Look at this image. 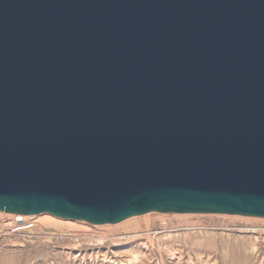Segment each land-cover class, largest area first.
Listing matches in <instances>:
<instances>
[{"label":"water","instance_id":"1","mask_svg":"<svg viewBox=\"0 0 264 264\" xmlns=\"http://www.w3.org/2000/svg\"><path fill=\"white\" fill-rule=\"evenodd\" d=\"M0 212L264 219V0H0Z\"/></svg>","mask_w":264,"mask_h":264},{"label":"rangeland","instance_id":"2","mask_svg":"<svg viewBox=\"0 0 264 264\" xmlns=\"http://www.w3.org/2000/svg\"><path fill=\"white\" fill-rule=\"evenodd\" d=\"M23 218L0 212V264H264L260 218L151 213L101 226Z\"/></svg>","mask_w":264,"mask_h":264},{"label":"bare ground","instance_id":"3","mask_svg":"<svg viewBox=\"0 0 264 264\" xmlns=\"http://www.w3.org/2000/svg\"><path fill=\"white\" fill-rule=\"evenodd\" d=\"M17 218H18V221H19V222H21V221L24 220V218L21 217V216H17ZM138 227H139V229H142L141 226H138ZM133 228H134V227H133ZM134 229H135V228H134ZM137 229H138V228H137ZM139 229H138V230H139ZM146 229H147L146 232H141V233H142L141 235H144L145 233H146V235H148V234L151 233L150 231H152V230H151L150 225H147V226H146ZM135 230H136V229H135ZM144 231H145V230H144ZM143 233H144V234H143ZM152 235H153V234H152ZM149 237H150V236H149ZM149 237H148V238H149ZM135 238H136V237H135ZM153 249H154V248H153ZM171 264H172V263H171Z\"/></svg>","mask_w":264,"mask_h":264}]
</instances>
